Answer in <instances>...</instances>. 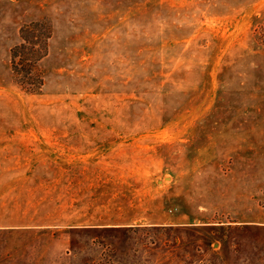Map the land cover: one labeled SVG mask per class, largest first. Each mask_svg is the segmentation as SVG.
<instances>
[{
  "label": "rangeland",
  "instance_id": "obj_1",
  "mask_svg": "<svg viewBox=\"0 0 264 264\" xmlns=\"http://www.w3.org/2000/svg\"><path fill=\"white\" fill-rule=\"evenodd\" d=\"M0 264H264V0H0Z\"/></svg>",
  "mask_w": 264,
  "mask_h": 264
},
{
  "label": "trees",
  "instance_id": "obj_2",
  "mask_svg": "<svg viewBox=\"0 0 264 264\" xmlns=\"http://www.w3.org/2000/svg\"><path fill=\"white\" fill-rule=\"evenodd\" d=\"M43 25L33 23L24 26L21 31V43L12 51L13 70L17 77H23L25 85L34 87L27 89L29 92H36V89L43 85L39 63L47 54L48 40L51 37L49 28L42 27Z\"/></svg>",
  "mask_w": 264,
  "mask_h": 264
}]
</instances>
